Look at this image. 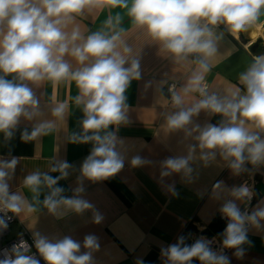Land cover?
I'll use <instances>...</instances> for the list:
<instances>
[{
  "label": "clouds",
  "instance_id": "clouds-1",
  "mask_svg": "<svg viewBox=\"0 0 264 264\" xmlns=\"http://www.w3.org/2000/svg\"><path fill=\"white\" fill-rule=\"evenodd\" d=\"M105 9L109 15L103 28L85 35L78 18ZM112 9L121 11L113 14ZM261 16L264 0H0V133L6 141L11 140L23 119L32 122V127L22 132L21 139L36 140L55 132L74 105L83 117L80 131L70 133L68 139L92 144L71 197L63 195L65 189L58 186L72 168L68 162H54L50 171L58 172V176L40 171L27 174L23 187L32 194L29 201L21 192L10 190L18 159L0 158V213L4 214L0 215V234L8 227V213L21 216L43 208L57 219L69 213L82 215L93 208L80 196L84 191L82 179L106 180L124 167L125 158L119 150L123 141L110 128L118 131L129 123L126 91L132 81L142 78L140 59L124 39L125 17L131 28L145 33L175 64L191 66L184 86L179 91L175 85L169 89L175 111L166 115V130H182L186 135L196 131L198 144L190 146L187 156L165 159L162 175L183 173L190 178V161L197 147L206 166L219 154L233 175L250 171L247 165L253 169L264 166V54L254 56L240 74L242 88L225 90L221 95L206 84L224 32L233 36L247 33L264 23L259 20ZM46 84L53 88L74 84L77 94L42 106L36 90ZM192 94L199 98L186 104ZM201 111L218 114L219 123L196 125L190 130L193 117ZM144 163L138 155L131 159L134 167ZM221 184H215L218 192L222 191ZM42 189L48 191L41 200ZM229 195L233 199L225 200L220 208L228 221L222 245L235 249L239 258L245 252L243 245L249 243V229L264 231V205L251 213L241 210L236 201L247 204L253 197L246 184L231 188ZM93 220L100 223L102 216L93 212ZM32 238L44 264H95L93 253L100 248L94 235H86L82 244L68 235L49 237L38 230L33 231ZM211 243L201 237L188 245L181 236L175 244L162 248L161 256L164 264H193L194 260L230 264L223 250L214 251ZM0 256V264H40L32 246L23 239L0 251Z\"/></svg>",
  "mask_w": 264,
  "mask_h": 264
},
{
  "label": "crops",
  "instance_id": "crops-1",
  "mask_svg": "<svg viewBox=\"0 0 264 264\" xmlns=\"http://www.w3.org/2000/svg\"><path fill=\"white\" fill-rule=\"evenodd\" d=\"M118 11L121 10H111L113 14ZM108 15V9L100 13L86 12L77 23L87 35L103 28ZM122 27L127 30L124 39L140 59L142 73V78L132 81L126 91L129 123L120 126L118 131L110 128L123 141L119 150L125 158L124 167L106 180L92 182L82 179L84 191L80 196L93 205L92 209L82 215L69 213L60 219L43 208L35 214L15 216L8 239L26 232L33 240L32 233L38 230L49 237L68 235L82 244L86 235H94L100 244L99 250L93 253L95 264H137L138 261L142 264H164L161 249L175 244L181 236L185 237L188 245L207 236L220 240L211 232L210 224L220 216L225 200L233 199L229 195L231 188L247 183L253 192L247 204L236 201L241 210L247 207L251 213L258 205H264V166L253 169L247 165L250 171L233 175L219 154L206 166L199 158L200 149L197 147L194 159L190 161L193 168L190 178L183 173L162 175L165 159L187 156L190 146L198 144L196 131L186 135L182 130H166V115L175 111L168 101L167 83L177 82L179 91L187 81L191 66L175 64L170 55L162 53L160 46L145 33L131 28L127 17ZM220 31L223 32V26ZM218 47V55L206 76V84L210 91L223 95L225 90L242 88L240 74L254 56L264 54V23L237 36L224 32ZM66 59L75 65L70 57ZM36 91L42 106L77 94L74 84L58 88L46 84ZM193 99H198L195 94L186 98V104ZM82 117V111L72 105L67 120L60 123L55 132L31 141L21 139L22 132L25 129L31 131L32 127V122L23 119L11 140L6 141L0 133V158L16 157L19 161L9 181L11 191L21 192L31 201L32 194L23 187L24 177L33 171L58 176V172L50 171L51 167L56 161H66L72 168L67 178L58 181V186L65 189L63 195H74L80 166L92 148L91 143H73L68 139L70 133L80 131ZM220 119L218 114L209 115L201 111L193 117L188 128L217 124ZM137 155L146 163L134 167L131 159ZM218 181L222 182V191L219 192L215 188ZM47 191L42 189L41 200ZM93 212L102 216L100 223L94 222ZM247 236L249 243L243 245V257H236L235 249H228L225 253L230 264H264V231L250 228ZM193 264L200 262L194 260Z\"/></svg>",
  "mask_w": 264,
  "mask_h": 264
},
{
  "label": "built area",
  "instance_id": "built-area-1",
  "mask_svg": "<svg viewBox=\"0 0 264 264\" xmlns=\"http://www.w3.org/2000/svg\"><path fill=\"white\" fill-rule=\"evenodd\" d=\"M173 85H175V88L177 90V88H178V83L177 82L169 81L167 83V86H166L168 101H169L170 104H171V93H170L169 89ZM195 95H196L197 98H199L198 94H195ZM242 184H247V183H242ZM244 210L249 212L247 207L242 209V211H244ZM0 215H4V214L0 213ZM7 217H10V219H7L8 227L2 234H0V251H2L4 249L11 248V246L13 244L18 243L21 239H23V240L27 241V243L29 245L32 246V253L35 254L38 259H40V264H44V261L42 260V258H40L38 256V253H36V249L34 247L33 240L27 235L26 232H22L19 235H17L16 237H13V238H10V239L7 238L8 234L10 232V225L15 221V216L12 213H8ZM220 217L222 219H224L226 222H228L227 219L222 216V214H220ZM206 239L209 240V241H212L210 246L212 247V249L214 251L219 252V251L223 250L224 254L228 251L227 248H223V245H222L221 241L218 240L215 236L214 237L213 236H210V237L207 236ZM0 258H3V257L0 256Z\"/></svg>",
  "mask_w": 264,
  "mask_h": 264
},
{
  "label": "trees",
  "instance_id": "trees-1",
  "mask_svg": "<svg viewBox=\"0 0 264 264\" xmlns=\"http://www.w3.org/2000/svg\"><path fill=\"white\" fill-rule=\"evenodd\" d=\"M226 225L227 222L224 219L220 218L219 216L215 218V220L210 224V230L222 241L223 240L222 233L224 232Z\"/></svg>",
  "mask_w": 264,
  "mask_h": 264
},
{
  "label": "water",
  "instance_id": "water-1",
  "mask_svg": "<svg viewBox=\"0 0 264 264\" xmlns=\"http://www.w3.org/2000/svg\"><path fill=\"white\" fill-rule=\"evenodd\" d=\"M259 20L260 21H264V16H261L260 18H259ZM259 22V21H258Z\"/></svg>",
  "mask_w": 264,
  "mask_h": 264
}]
</instances>
